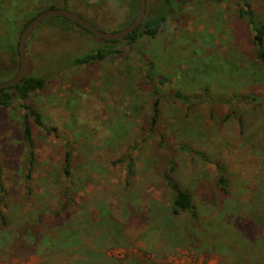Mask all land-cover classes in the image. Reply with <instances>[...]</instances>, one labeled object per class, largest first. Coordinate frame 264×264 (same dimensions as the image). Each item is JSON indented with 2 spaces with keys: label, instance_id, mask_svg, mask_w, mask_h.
<instances>
[{
  "label": "rangeland",
  "instance_id": "374dc122",
  "mask_svg": "<svg viewBox=\"0 0 264 264\" xmlns=\"http://www.w3.org/2000/svg\"><path fill=\"white\" fill-rule=\"evenodd\" d=\"M47 7L110 33L136 0H0V82L17 69L23 24ZM156 14L154 37L118 40L115 54L84 65L73 57L104 42L67 19L28 36L26 75L45 83L0 107V264H264V66L251 41L262 28L264 49V0H146L145 16ZM167 168L195 217L171 215ZM56 228L78 230L81 242L34 252L28 236Z\"/></svg>",
  "mask_w": 264,
  "mask_h": 264
},
{
  "label": "trees",
  "instance_id": "16d2710c",
  "mask_svg": "<svg viewBox=\"0 0 264 264\" xmlns=\"http://www.w3.org/2000/svg\"><path fill=\"white\" fill-rule=\"evenodd\" d=\"M171 0H161V4L164 7H167ZM209 1H220V0H209ZM52 9V7H47L44 10ZM42 10V11H44ZM40 11V12H42ZM40 12H37L36 15ZM36 15H32L24 24L22 29L26 26V24L32 20ZM249 16V14L247 13ZM83 18V17H82ZM250 20V19H249ZM69 21V20H68ZM164 22V15L162 14H156L152 16H145L140 23V25L137 27L136 30L132 31L130 34H128L126 37H124L123 40L126 45H132L135 43V41L139 37H146L151 38L154 37L160 30L162 24ZM69 23V22H68ZM71 24V22L69 23ZM74 24V23H73ZM79 30L82 31V33L89 34L91 36H94L93 34L89 33L88 31L80 28L77 25H73ZM21 29V30H22ZM21 32V31H20ZM262 28L255 27L253 28V36H252V44L254 46V55L256 59L264 66V49L262 47ZM98 40H101L100 38L94 36ZM102 41V40H101ZM115 41H104V44L101 47H97L95 49H92L83 55L79 57H73L72 64L73 65H84L93 63L96 61H100L106 57H110L111 55L115 54L117 51H115L114 48L111 47ZM17 53V48H16ZM11 78V77H10ZM149 78V77H148ZM45 80L44 78L37 77V76H30L26 75L21 79V81L12 87L6 88V89H0V107H8L13 99L16 101H24L28 97L29 94L36 90H41L44 86ZM175 96H179L178 94H175ZM26 110H28V115L32 117L33 122L36 125L40 124L39 116L33 110L32 108L25 106ZM156 119V103L153 102L151 106V116L149 121V130L152 129L153 124ZM22 139L24 140L26 146H28L29 150L32 148V141H31V133L29 127L26 125L25 120L22 122ZM182 149V148H181ZM70 155L68 150L64 151V155L62 157V174L63 176L69 175V161ZM32 160H29V165L27 167V172H30V166H31ZM168 168H170L168 166ZM165 170L162 173L163 182L166 187H168L172 193L173 197L170 202L169 211L171 215L176 216L181 213H188L192 217H195V207L191 201V197L189 195V192L183 188H180L174 181L171 179L169 175V169ZM131 163L128 161L126 165V175L127 177L131 175ZM216 179H215V185L218 189V191L222 194L227 193V182L226 179L223 177L222 174V168L216 165ZM0 174H1V168H0ZM67 204H63L62 207H60L58 214L64 213L65 207ZM0 224L5 227V220L4 217L0 211ZM82 234L75 229H54L51 233L47 234H40L38 237L34 236H28L29 238V244L30 247L33 249L36 253H42L44 250L47 251H57L62 248L64 249H70L71 247L79 244L82 240Z\"/></svg>",
  "mask_w": 264,
  "mask_h": 264
},
{
  "label": "water",
  "instance_id": "95a60500",
  "mask_svg": "<svg viewBox=\"0 0 264 264\" xmlns=\"http://www.w3.org/2000/svg\"><path fill=\"white\" fill-rule=\"evenodd\" d=\"M145 1L146 0H136V11L133 18L120 30L110 33L98 30L86 19L64 8L47 9L38 13L21 30L17 41L18 65L16 72L11 78L3 82H0V89H6L14 85H17L21 81V79L25 76L26 74L25 43L30 33L43 20L52 17L65 18L70 22L74 23L75 25L79 26L80 28L93 34L94 36L100 38L101 40L104 41L121 40L124 37H126L128 34H130L132 31L136 30L137 27L140 25L145 13Z\"/></svg>",
  "mask_w": 264,
  "mask_h": 264
},
{
  "label": "flooded vegetation",
  "instance_id": "af4514ba",
  "mask_svg": "<svg viewBox=\"0 0 264 264\" xmlns=\"http://www.w3.org/2000/svg\"><path fill=\"white\" fill-rule=\"evenodd\" d=\"M45 20H46V19H45ZM43 21H44V20H43ZM15 72H16V71H15ZM15 72H14V74H15ZM14 74H13V75H14ZM13 75H12V76H13Z\"/></svg>",
  "mask_w": 264,
  "mask_h": 264
}]
</instances>
